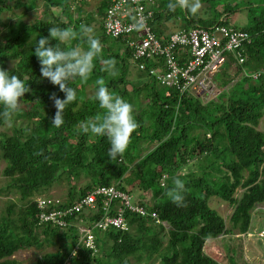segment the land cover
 <instances>
[{
  "label": "trees",
  "instance_id": "trees-1",
  "mask_svg": "<svg viewBox=\"0 0 264 264\" xmlns=\"http://www.w3.org/2000/svg\"><path fill=\"white\" fill-rule=\"evenodd\" d=\"M39 1L0 0V13L10 11L7 21L0 20V68L16 75L31 89L21 98L11 126L0 119V173L8 180L0 186V196L18 194L16 199H7L0 209V264H19L13 258L15 253L33 247L55 248L33 264H223L207 253V241L249 233L254 209L264 204V2L248 4L252 5L249 12L254 23L243 27L252 34V43L246 47L245 62L238 69L250 74L240 75L234 82L236 76L228 71L221 73L218 85L223 91L217 100L204 102L192 91L181 94L177 87L162 85L156 78V70L167 73L165 55H159L155 63L143 60L148 68L154 67V73L152 76L148 69L138 67L134 77L142 81L140 85L129 78L131 64L136 62L134 49L125 38H114L105 32L109 1L104 0L106 7L99 14L102 23L94 28V35L103 45L102 59L94 61L86 82L79 78L69 82L77 91V100L66 106L64 124L57 129L51 125L56 108L50 96L55 93L64 99L65 93L41 78L35 45L39 38L49 35L52 26L78 31L81 24L90 26L96 22V17L81 15L87 0H42L43 10L38 14L43 16L28 23L23 18L39 7ZM169 2L161 0L149 19L162 43H166L160 30L164 21L185 19L184 25L179 23L185 30L216 23L231 25L228 15L219 22L220 17L238 9L231 2L205 5L206 16H191L179 8L170 11ZM14 8L21 10L15 12ZM133 18L135 14L128 19L133 22ZM98 30L102 31L100 35ZM180 49L175 55L181 65H186L189 53L184 47ZM106 59L115 60L116 75L102 70V60ZM230 65V61L226 62L225 70ZM253 74L258 75L254 78ZM98 79L133 106L139 125L119 163L107 155L110 144L106 137L78 132L81 122L102 112L93 99ZM177 177L185 182L186 207H176L166 195ZM68 178L72 180L67 197L44 195ZM84 178L88 179L85 185H79ZM102 186L117 187L130 196L132 204L157 212L162 222L125 207V218L131 226L128 231L112 225L106 230L99 228L95 225L105 218L101 196L94 207H85L75 217L67 212L78 199ZM137 189L150 195L157 191L158 195L152 194L153 201L147 203L143 195L135 197ZM40 198L52 201L42 208ZM215 198L233 208L228 217L210 205ZM119 203L117 200L111 204V216H117L114 207ZM51 212L68 221V229L41 220L43 213ZM81 226L95 233L98 252L85 244L74 252ZM228 258L236 264L233 256Z\"/></svg>",
  "mask_w": 264,
  "mask_h": 264
},
{
  "label": "clouds",
  "instance_id": "clouds-1",
  "mask_svg": "<svg viewBox=\"0 0 264 264\" xmlns=\"http://www.w3.org/2000/svg\"><path fill=\"white\" fill-rule=\"evenodd\" d=\"M201 7V0H170L168 4V9L170 11L174 12L177 8H179L189 13L191 16H196ZM227 15L230 17L229 13H224L220 17L219 22ZM215 25L226 24L216 23L205 28H211ZM228 26L244 29L243 27H238L235 24ZM133 27L135 30H141L145 27V22L143 20L133 18ZM179 30H183V28L176 31ZM176 31L164 36V38L167 39ZM248 32L250 33V31ZM161 37L163 38V36ZM51 40H55L56 43L52 44L50 42ZM76 40H79L81 43L73 45L72 42ZM62 45L64 47H61ZM34 52L41 65V78H46L51 84L58 85L60 91L65 93L64 99L57 98L55 93L50 96V99L54 101V106L56 108L51 125L59 129L64 124L63 112L66 106L77 100V91L75 88L69 86V82L77 78H79L82 82H86L90 78L94 68V61L102 59L103 45L94 35L93 27L89 25L81 24L78 31L72 27L60 28L58 26H52L49 29V35L47 37H41L38 39ZM158 56L155 55L141 59L136 58V62L133 63L137 68H141V65L143 64L144 68L141 69H148L150 75L153 76L154 67L148 68L147 63L143 60H151L155 63L158 60ZM115 63L116 62L113 59L102 60V70L110 75H116ZM225 66L226 63L223 66V70H225ZM238 67L239 66L234 67L233 65H230V71L221 70L216 73V75L212 78L213 90L208 94L202 93L199 95L197 94V96L202 97L204 102L217 100L216 98H218L221 93V87L218 85L219 75L228 71L232 75L237 76V73H240V69H238ZM233 68H237L235 72H231ZM156 73V78H158V75L161 73H158L157 70ZM239 75L244 74L240 73ZM30 91L31 89L29 85H26L23 80L18 78L16 75H9L8 71L0 68V119L3 120L5 125H12L13 117L20 110L21 98H23L24 95ZM181 94L184 93L181 92ZM93 99L98 102L99 108L102 112L86 121L81 122L78 127V132L93 137H106L108 143L110 144L107 155L110 157L111 161L119 163V159L123 157L128 149L132 133L139 127L133 116V106L122 97L110 92L103 79L96 80V90ZM205 99H207V101H205ZM185 192V182L177 177L173 180V186L167 190L166 195L170 201L176 205V207H186L187 205L184 197ZM76 202L78 203L79 199ZM116 206L114 208H116ZM73 207L74 206L68 210ZM111 207L113 206L111 205ZM76 213L78 212H74L72 216L76 215ZM61 218L64 220L63 217ZM66 223L67 224L64 226L58 224H54V226L62 228L63 230L65 228L68 229L70 224L68 221H66Z\"/></svg>",
  "mask_w": 264,
  "mask_h": 264
},
{
  "label": "built area",
  "instance_id": "built-area-1",
  "mask_svg": "<svg viewBox=\"0 0 264 264\" xmlns=\"http://www.w3.org/2000/svg\"><path fill=\"white\" fill-rule=\"evenodd\" d=\"M108 1L109 5L104 18L107 35L125 38L128 46L134 49V57L137 59L165 55L167 73L159 74L158 78L163 85L177 87L182 93L190 90L196 95L208 94L213 90V76L223 70L226 62L230 61L234 67L243 66L246 59L244 52L247 45L252 43V36L248 31L228 25L179 30L171 34L166 39V43H162L149 23V19L154 13L153 6L157 0ZM134 14L137 20L145 22L143 29L135 30L133 22L129 21V16ZM182 47L187 49L190 56L186 65H181L178 56L175 55L177 50ZM141 68H144L143 64ZM240 73L248 75L246 69H241ZM257 75L253 74V77L255 78ZM98 196L104 198L105 204V218L95 225L99 228L106 230L112 225L122 230H129L131 226L125 218V207H129L132 211L143 216L150 215L157 222H162L157 212L150 211L142 205L132 204L130 196L115 186L98 187L67 212L73 214L80 212L85 207H94ZM117 200H120L116 206L118 214L111 216L109 214L111 203ZM51 201V199L40 198V207L45 208ZM58 215L59 213L56 212L43 213L41 220L51 221L53 224L62 226L66 225V221ZM94 234L91 228L81 226L79 243L74 252H77L84 244L94 253L98 252L99 248L95 242Z\"/></svg>",
  "mask_w": 264,
  "mask_h": 264
},
{
  "label": "rangeland",
  "instance_id": "rangeland-1",
  "mask_svg": "<svg viewBox=\"0 0 264 264\" xmlns=\"http://www.w3.org/2000/svg\"><path fill=\"white\" fill-rule=\"evenodd\" d=\"M93 1V0H91ZM237 6V10L234 11L230 17L229 21L231 24H235L238 27H249L251 24H253V19L252 16L250 15V6L248 5L249 3H255V4H263L264 0H201L202 7L199 10L198 14L201 16H206L208 8L205 5H211V7L215 4H221L222 6L225 5L226 3H230ZM39 7L34 10H30L27 15L23 18L25 21L28 23H32L39 19L38 11L43 10V1H39ZM106 7L105 2L103 0H96V4L94 6H90V4H83V11L81 12V15L87 16V14L91 15L93 14L96 17V22L91 23V27L94 28H99L100 24L102 21L100 20V11L101 9H104ZM21 9L20 8H14L15 12H19ZM213 10V8L211 9ZM58 14H60V9H57ZM212 15H214V11H211ZM186 12L184 11V15ZM10 15V11L5 10L4 12L0 13V20L1 21H7L8 16ZM74 17H77V14L74 15ZM185 20V19H184ZM184 20L181 22L184 25ZM1 23V22H0ZM182 25V26H183ZM98 35L102 33V31L98 30ZM131 73H129V78L132 81H135L136 85H140L142 81L137 80L136 73L137 67L131 64ZM237 68H233L231 72H235ZM240 75H237L234 79V82L238 80ZM161 87V86H160ZM129 88L131 86L129 85ZM221 92L223 91V88H220ZM217 99V98H216ZM207 101V99H205ZM262 129H264V121L261 122ZM193 166V165H192ZM1 170V168H0ZM71 180L70 178L68 179H62L61 183H57L53 185L47 192L44 193V195H50L52 197H67L69 186L71 185ZM86 178L81 179L79 181V185H85L86 183ZM7 179L0 173V186L5 185L7 183ZM240 194L242 190L238 191ZM154 193H156L154 195ZM152 194L154 196H157V191H154L153 193L147 194L142 192V190L137 189L135 193V197L138 198L140 195L144 196V201L145 202H151L153 201L152 199ZM16 199L18 198V194H11L10 196H0V209L2 206H4L5 202L7 199ZM143 198V197H141ZM146 203V204H147ZM210 205L215 206L220 213L228 217L231 212L233 211V208L227 203L223 202L218 198H215L213 201L210 202ZM149 206H151L149 204ZM230 222H228L229 226ZM264 204H259L257 207L254 209L253 212V218H252V223H251V228L250 232L246 234H241V233H236L232 235H224L220 236L218 238H215L213 240H208L207 241V246H206V251L208 254L214 256L216 259L220 260L223 264H234L231 261V258H228L229 256H233L237 261L236 264H264ZM231 248V249H230ZM54 247H48L45 249H37V248H30L28 250L24 251H18L15 253L13 258L17 259L19 261V264H33L35 263L38 258L43 255L47 251L54 250ZM218 250H222V253L219 252Z\"/></svg>",
  "mask_w": 264,
  "mask_h": 264
},
{
  "label": "crops",
  "instance_id": "crops-1",
  "mask_svg": "<svg viewBox=\"0 0 264 264\" xmlns=\"http://www.w3.org/2000/svg\"><path fill=\"white\" fill-rule=\"evenodd\" d=\"M104 1V0H103ZM161 3V0H157V4L154 6V8H158V5ZM86 4H90V6H94L96 4V0H87ZM181 19L178 21H164L162 25L160 26V30H163L164 33H162V36H167L170 33L180 29L179 23H181Z\"/></svg>",
  "mask_w": 264,
  "mask_h": 264
}]
</instances>
